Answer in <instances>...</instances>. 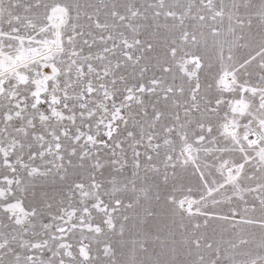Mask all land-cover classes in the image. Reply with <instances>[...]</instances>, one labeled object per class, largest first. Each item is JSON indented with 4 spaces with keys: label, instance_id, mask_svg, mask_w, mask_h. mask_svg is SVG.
<instances>
[{
    "label": "snow or ice",
    "instance_id": "obj_1",
    "mask_svg": "<svg viewBox=\"0 0 264 264\" xmlns=\"http://www.w3.org/2000/svg\"><path fill=\"white\" fill-rule=\"evenodd\" d=\"M0 264H264V0H0Z\"/></svg>",
    "mask_w": 264,
    "mask_h": 264
}]
</instances>
